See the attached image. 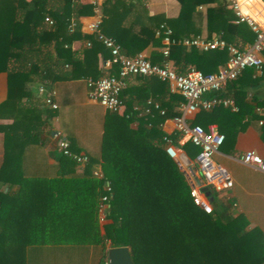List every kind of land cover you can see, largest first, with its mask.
I'll list each match as a JSON object with an SVG mask.
<instances>
[{
	"label": "trees",
	"instance_id": "1",
	"mask_svg": "<svg viewBox=\"0 0 264 264\" xmlns=\"http://www.w3.org/2000/svg\"><path fill=\"white\" fill-rule=\"evenodd\" d=\"M81 1L0 0V73L8 75V93L0 104V119H12L11 124L0 125V133L4 134V159L0 167V264H25L21 258L23 250L13 245L41 240L93 245L99 249L96 264H107L109 249L118 247L129 249L133 264H264L262 230L250 228L244 215L232 212L231 200L230 203L215 200L212 214L195 204L184 173L165 151L166 134L148 126L160 113L154 111V118H139L133 112L135 103L145 104L150 96L126 102L129 117L106 110L100 164L103 179L87 175L65 178V169H74L77 164L64 156L59 160V172L52 179L25 177L22 171L25 149L41 142L44 124L43 113L36 107L38 101H33L32 86L41 84L50 90L60 80H98L104 76L97 67L99 55L111 57L94 34L81 32L79 19L93 13L92 7ZM176 1L180 6L177 17H149L150 22L167 24L174 38L198 33L193 26L202 17L199 8L204 7L210 37L218 34L227 44L240 49L254 43L256 34L247 24L233 23L235 15L228 0ZM134 7V3L125 0H105L100 25L101 32L113 36L127 57H134L150 43L159 44L162 40L155 38L156 31L135 33L132 28H117V23L124 22ZM254 19L262 25L264 9L256 12ZM72 23L75 27L70 30ZM81 39L90 43L83 60L76 59L72 50V44ZM228 58L227 50L201 51L181 45L171 46L169 53L179 75L192 68L204 74L215 73ZM66 66H72L71 73ZM118 71L119 66L114 64L109 73ZM137 78L149 80L146 84L158 94L154 102L166 110L161 118L184 102L182 96L170 92L167 83L155 77ZM125 91L126 88L121 95L123 99ZM26 98L32 102L30 106L23 102ZM235 99L240 105L239 113L219 107L202 111L201 116L217 115L240 121L244 115L241 103L246 95L238 92ZM260 106L264 103L257 104ZM255 114L258 121L263 120L264 140V115ZM53 115L49 112L48 117ZM135 121L137 126L132 127ZM192 125H197V121ZM219 126L226 141L222 123ZM184 148L192 160L200 153L190 142ZM106 181L112 194L102 233L98 205L105 194ZM4 186H8L6 192Z\"/></svg>",
	"mask_w": 264,
	"mask_h": 264
},
{
	"label": "crops",
	"instance_id": "2",
	"mask_svg": "<svg viewBox=\"0 0 264 264\" xmlns=\"http://www.w3.org/2000/svg\"><path fill=\"white\" fill-rule=\"evenodd\" d=\"M125 1L134 3L135 7L134 9L132 8L131 15L124 22H118L116 26L118 29L132 28V31L135 33L144 30L157 31L161 25H167L161 22V24L150 22L149 17L163 15L167 18H175L180 11V6L176 0ZM104 2L105 0L97 1L101 14V24ZM81 3L87 7L91 6L93 11V13L79 19L81 32L85 35H93L89 27L99 21V17L94 13L92 0H82ZM242 5L243 11L254 18L256 12H260L264 9V0H243ZM199 9L202 11V17L201 19L197 18L193 26L194 30L198 33L192 34L188 36V38L201 37L211 39L214 37H221L218 34H213L211 37L209 36L205 8ZM257 16L260 17L261 15L257 13ZM136 19L138 21L134 22ZM233 23L235 24V22ZM260 26L264 29V23ZM110 38L116 41L113 36ZM155 38H157V36ZM87 47L88 41L86 39L77 40L72 44V50L75 52L76 59H84V50L87 49ZM164 47L165 44L162 40L161 42L159 41V44L150 43V45L137 55H145L153 64L157 62L162 64L165 61L163 56ZM110 59V56L103 57L99 55L98 57L97 67L104 75L109 72L105 64ZM170 63L173 66L171 61ZM226 63L220 66L217 72L222 70L226 66ZM66 71L71 73L72 66H66ZM86 81L87 79L85 78L66 79L56 81L52 84L50 90L55 91L56 96L54 102L58 106L55 111L45 103V97L39 91L40 87L45 85L40 84L32 86L34 92L33 101H38V103L36 102V107L43 113L44 124L40 130L41 142L39 144L30 145L25 149L22 162V171L25 177L52 179L56 176L57 172H59V160L62 155L57 149V134L66 138L74 153L87 154L91 160V164L88 166L77 165L74 169L71 168L72 170L69 168L65 169V178L82 175L95 177L93 172L97 170L101 171V141L107 111L98 102L89 98V89ZM148 81L149 80L137 77L129 78L124 95L125 102H135L139 97L143 98L145 96H150L149 99L145 101V104L143 103L140 105L135 103L133 108H144L147 101L154 102L158 94L155 95L153 87L148 83L146 84ZM169 87L170 86H168V88ZM170 92L180 95L179 93L171 91V89ZM238 92H243L246 95V100L241 103L244 114L242 120L229 121L217 115L213 116L214 118H208L201 116V112L205 110H200L191 115L188 121L190 124L197 121V125L205 130L216 129L218 132L222 130L219 126V124L222 123L227 139L218 153L214 155L213 160L226 171L233 181L232 189L222 194V197L229 195L231 197V202L237 204V207L233 208L231 211L235 214L244 215L250 224V228L258 227L264 234V173L252 166L245 165L240 159L242 154L247 151H254L264 157V140L261 137V125L255 114L257 113V104L264 103V77L257 75L253 69H248L242 73L238 80L229 83L225 90L219 93V96L235 99V95ZM7 93L8 75L7 73H0V104L6 100ZM213 95L214 94H209L205 98L209 99ZM166 100H168V96ZM23 102L29 106L32 103H30L27 98L24 99ZM154 103L158 104V102ZM183 103L184 102H181L180 105ZM180 105L170 111L165 118H161V115L159 118H154L155 112H153V117H150L154 118V120L152 124L150 122L148 126L159 128L166 136L172 137V139L175 140L174 144L179 151V159L175 161L179 165L181 171L184 172V170H189L193 167L194 160L188 156L184 148L188 141L182 139L180 133L175 128L174 117L179 114ZM236 105L238 111L233 112L228 108L227 110L233 114L239 113L240 105H238L237 102ZM49 112L54 113L53 117H48ZM128 114L126 105V111L118 115H126L129 117L131 113ZM138 117L143 118L147 117V115ZM11 123L12 119H0V125H8ZM136 126L137 121L132 124V127ZM3 159L4 134L0 133V167L2 166ZM7 190L8 186H4V191L6 192ZM100 229L103 233V225L101 224ZM13 247L21 251L23 250L21 258L24 259L25 264H96L99 253V249H96L93 245L71 244L61 241L53 242L50 240H41L26 244L17 243L14 244Z\"/></svg>",
	"mask_w": 264,
	"mask_h": 264
},
{
	"label": "built area",
	"instance_id": "3",
	"mask_svg": "<svg viewBox=\"0 0 264 264\" xmlns=\"http://www.w3.org/2000/svg\"><path fill=\"white\" fill-rule=\"evenodd\" d=\"M97 1L92 0V5L99 21L90 25L89 29L111 53V59L105 64L107 71H110L114 64L119 66V71L114 74L108 72L98 80L87 79L89 98L98 102L107 111L123 114L126 111V102L121 95L127 86L128 79L131 77H155L167 83L171 91L179 93L185 101L180 105L179 114L174 117L175 128L182 139L200 149L199 155L193 162V167L184 170L183 173L195 204L205 213L212 214L215 200H221L224 197L227 202L231 200L229 195L222 197V194L232 189L233 181L226 171L213 160L214 155L218 153L223 145L225 137L216 129L205 130L199 125H192L188 119L200 110L210 111L223 107L233 112L238 111L234 98L219 96V93L223 92L229 83L236 81L247 69H253L257 75L264 77V29L254 18L243 11V0H229L235 15L234 22L236 24H247L256 34L253 44L240 49L227 44L221 37L177 39L174 38L172 29L163 24L156 31V36L161 38L165 44L163 49L165 61L162 65H158L153 64L143 54L134 57L123 55L116 41L101 32V14ZM45 21L52 24L49 18H46ZM74 27L75 23H72L70 30H73ZM173 45H181L187 49L195 48L201 51L227 50L229 58L226 66L217 73L204 74L200 70L192 68L186 74L179 75L169 61L170 47ZM88 46H90V43H88ZM39 91L44 95L45 103L56 110L58 106L54 102L55 91L48 90L44 86H41ZM209 94L214 95L209 99L205 98ZM154 111H158L161 116L166 115V111L161 109L159 104L152 101H147L144 108H133V112L140 117L144 115L153 117ZM256 112L258 115H264V106L257 107ZM259 124L262 125L263 120H260ZM56 138L57 149L62 156L72 159L79 166L91 164L90 157L87 154H76L71 151L66 138L60 134H57ZM164 142L168 156L178 160L179 151L173 140L169 136H165ZM240 159L245 165L252 166L264 173L263 156L254 151H247L242 154ZM93 175L98 179L104 178L100 170L93 172ZM104 191L105 194L101 197L98 205V219L101 225H104L107 221V211L110 207L109 200L112 194V187L107 181L104 184ZM232 207L236 208L237 204L232 203Z\"/></svg>",
	"mask_w": 264,
	"mask_h": 264
},
{
	"label": "water",
	"instance_id": "4",
	"mask_svg": "<svg viewBox=\"0 0 264 264\" xmlns=\"http://www.w3.org/2000/svg\"><path fill=\"white\" fill-rule=\"evenodd\" d=\"M107 264H133L129 249L127 247L109 249Z\"/></svg>",
	"mask_w": 264,
	"mask_h": 264
}]
</instances>
